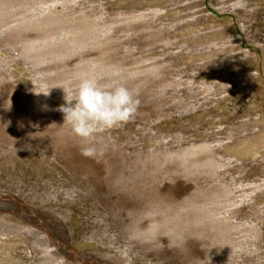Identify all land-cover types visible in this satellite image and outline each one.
I'll return each instance as SVG.
<instances>
[{"label":"rangeland","instance_id":"obj_1","mask_svg":"<svg viewBox=\"0 0 264 264\" xmlns=\"http://www.w3.org/2000/svg\"><path fill=\"white\" fill-rule=\"evenodd\" d=\"M141 1L80 0L64 11L60 4L65 17L47 30L20 29L22 40L4 46L1 57L20 53L23 64L13 68L15 74L6 73L0 78V109L11 99V90L28 89L34 82L37 84L33 90L39 89L35 95L42 100L47 93L63 97V88H74L81 78L89 77L92 73L87 69L91 64L89 59L99 52L87 50L83 55L65 60L57 57L50 63H39L28 53L35 49L33 39L46 45L45 37L63 38L72 26L73 14H90L91 19L107 24V31L117 37L119 57L125 64L119 72L98 75L99 83L109 88L118 86L119 83L107 86L106 82L130 73L128 81L121 84L132 91L139 105L128 123L103 132L116 138V144L102 133L96 135L91 145L97 149L95 157L81 154L82 147L87 145L75 135L63 146L54 139L62 132V126L71 129V125L51 124L46 133L53 145H45L43 154L39 155L41 170L35 166L36 152L15 155L18 143L0 133V194H10L43 214H48L51 208L70 211L73 218L66 221L70 234L65 239L70 245L80 250L109 252L126 259L127 264H264V196L255 199L247 195L250 185L264 182V161H253L262 157L236 159L227 168H201L193 173L185 171L187 168H174L172 163L164 164L160 157L167 150L194 142L211 141L218 145V140L229 132L241 139L264 127V122L258 124L264 121V0H248L252 11L243 14L227 10L219 0H161L168 9L163 14L153 11L157 8L156 1L150 4ZM25 10L27 7H20L17 13L23 14ZM145 10L149 14L147 18L134 16ZM183 13L188 16L183 17ZM185 18L191 25L202 26L201 30H211L204 37L222 30L230 33L228 39H234V44L239 42L238 47L228 54H218L210 63L203 57L202 61H192L190 51L182 45L189 43L204 49L209 42L196 44V39L183 38L185 35L180 31ZM243 21L247 24L245 28ZM15 27L14 24L4 27L0 40L11 35ZM150 27L162 28L163 39H149ZM151 50L156 52L150 53ZM144 56H159L171 69L150 73L148 83L139 85L143 75L132 73L136 58ZM24 62L34 69L33 73ZM49 64H65V68L48 73L45 69ZM16 75L23 76L22 80H17ZM55 79L65 80L66 84L56 85ZM62 100L55 109L65 105ZM4 124L5 121L1 123ZM42 155L50 162L56 160V166L45 163ZM221 155L231 156L224 151ZM244 163L249 167L242 168ZM121 175L125 184L116 183ZM216 182L233 183V196L207 198ZM54 193L58 196L54 197ZM157 207L176 210L189 207L188 218L195 222L198 218H211L226 229L216 228L204 234L192 232L181 241H176L173 232L162 233L158 237L161 255L156 250L145 251L139 243L131 244L126 231L117 233L115 222L119 227L130 225L138 215ZM12 217L10 222L16 223L23 215ZM154 219H144V226ZM68 261L80 264L72 257Z\"/></svg>","mask_w":264,"mask_h":264},{"label":"bare ground","instance_id":"obj_2","mask_svg":"<svg viewBox=\"0 0 264 264\" xmlns=\"http://www.w3.org/2000/svg\"><path fill=\"white\" fill-rule=\"evenodd\" d=\"M79 1L0 0V32L5 30L6 28L4 27L6 26L16 25L11 35L0 40V55L5 53V45H13L15 42L22 40L20 29L37 28L47 30L52 24L65 17L63 11L67 10L68 6ZM155 1L157 8L153 11H157L159 14L168 11V9L164 8L165 4H162L161 0H143L140 3L150 4L155 3ZM223 2L224 0H219L221 6ZM60 4H62L63 11L59 9ZM135 4L133 3V5ZM20 7H27V10L23 14L17 13ZM243 12L245 11H237L239 14H243ZM67 15L70 16L69 14ZM134 16L145 19L149 14L145 10ZM182 16L186 17L188 15L183 13ZM8 22L10 23L4 25V23ZM71 22L72 26L66 31L67 35L63 38L57 36L45 37L43 40L46 45L41 44V40L33 39V42L36 43L35 49L29 51V56L35 57L39 63H50L57 57L58 59L65 60L76 55H83L87 50H97L99 54L89 59L91 64L87 69L92 71L89 77L97 78L100 74L104 75L113 71L119 72L125 68L124 61L120 59L119 50L116 46L118 39L111 32L107 31L109 29L107 24H102L91 19L90 14L85 12H81L78 15L73 14ZM181 23L185 24L184 28L180 31L181 34L185 35L183 38L196 39V44L209 42V45L204 49L192 47L189 43L182 45L184 49L190 51L189 53L192 56L190 59L192 61H202L203 57V59H207L208 63H210V59L216 57L218 54H228L231 51H235L239 45V42L233 43L234 39H228V37L231 38V34L223 30L214 36L204 37L211 30H201L202 26H198L197 24L191 25L187 18ZM187 24L190 25L188 26ZM245 27H247L246 22H244ZM151 32L149 39H156L158 37L163 39L164 30L162 28H152ZM50 38L55 40V42L49 40ZM43 45L45 46L43 47ZM154 52L156 51H150V53ZM20 57V53L8 54L7 58L0 56V78L6 75V73H9V75L15 74L13 68L16 65L23 64ZM136 59V68L132 74L143 75L138 82L139 85L148 83V74L161 73L171 69L168 62L164 59H159V56L148 58L144 56ZM148 60L154 61L146 64ZM24 65L30 73L34 72V69L29 68L25 62ZM197 65L202 64L198 63ZM47 67L45 70L48 73L59 72L60 69L65 68V64H49ZM38 71L36 69L35 73ZM128 74L130 73L115 77L106 82V85L125 83L128 81ZM16 77H18L17 80H22L23 78L21 75H16ZM54 83L56 85H64L66 81L55 79ZM36 84V82L29 84L31 89L17 87L11 90L9 93L11 99L4 109H0V133L11 138L13 143L15 141L18 143L14 151L15 155H21L20 153L23 152L25 156H28L32 152H36L35 156L38 158V161L35 162V166L41 170L42 165L40 164L41 159L39 155L43 154V147L45 145H53L51 142L52 138L47 136L46 130L51 124L57 125L65 122L64 114L60 111V108L55 109L54 106L60 102V99H63V102L65 100L64 96L54 95H46V99L42 100L35 95V92L39 91V89L33 90ZM51 97L53 99L49 101ZM3 121H5V124L2 126L1 123ZM263 122L258 121V124ZM255 132L254 135H247L241 139L240 137H235L234 133L229 132L228 136L218 140L220 143L218 145H214L211 141H203L194 142L189 146L177 150H167L160 156L161 161L164 164H175L174 168H187L185 171L192 173L199 172L201 168H227L236 159L257 158L261 156V159H253V161H264V127H258ZM73 135L69 127L62 126V132L54 139L63 146ZM103 136L110 139L114 144L118 141L107 134H103ZM37 141L41 143L38 144ZM222 151L231 156L221 155ZM152 155L157 157L155 154ZM42 160L53 166H56L57 163L56 160L50 162L45 159L44 155H42ZM241 167L248 168L249 166L244 163ZM116 181L118 184H125L123 175L118 177ZM250 188L248 196L253 195L255 199L264 196V182L252 184ZM89 190L91 191V189ZM233 194V183L216 182L213 190L207 193L206 197L213 200L220 197L233 196ZM57 196L54 193V197ZM0 210L2 211L0 216L3 219V223L0 225V264H70L68 261L70 257L75 258L80 264H117L109 258H113L122 264L123 262L126 263V259L115 257L109 252L99 253L96 251L80 250L70 245L65 240L70 234L69 229L66 227V221L72 219L73 214L68 210L51 208L48 210L49 212L47 211L48 214H43L36 211L31 204L20 201L10 194H0ZM108 210H111V213L115 214L113 208ZM188 211L189 207L180 210L157 207L153 211L148 210L138 215L130 225L119 227L115 222L114 226L117 233L126 231L131 244L139 243L144 247L145 251L156 250L155 252L159 255H161V243L158 237L162 233L173 232L176 235V241H181L185 235L192 232L204 234L216 228L219 231L226 229L225 226L216 223L211 218H198L195 222L187 217ZM20 213L23 217H20L16 223H11L12 216L19 215ZM49 215L53 217L51 218ZM115 216V221L119 222L116 214ZM152 217H156V219L152 220L149 225L144 226V219ZM26 221L31 224H27ZM47 223L52 227L50 228ZM89 240H94V238ZM39 244L42 247L40 252Z\"/></svg>","mask_w":264,"mask_h":264},{"label":"clouds","instance_id":"obj_3","mask_svg":"<svg viewBox=\"0 0 264 264\" xmlns=\"http://www.w3.org/2000/svg\"><path fill=\"white\" fill-rule=\"evenodd\" d=\"M222 6L232 12L252 11L248 0H224ZM63 90L65 105L60 111L65 122L71 125L72 133L87 145L81 149L85 157L97 155V149L91 145L98 133L128 123L139 105L132 91L123 84L109 88L101 85L95 77L85 76L76 87Z\"/></svg>","mask_w":264,"mask_h":264}]
</instances>
